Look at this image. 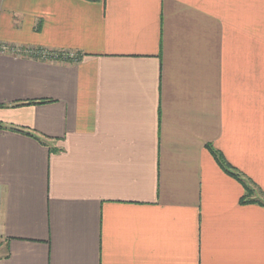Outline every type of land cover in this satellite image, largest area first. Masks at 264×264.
I'll use <instances>...</instances> for the list:
<instances>
[{
	"label": "crops",
	"instance_id": "obj_1",
	"mask_svg": "<svg viewBox=\"0 0 264 264\" xmlns=\"http://www.w3.org/2000/svg\"><path fill=\"white\" fill-rule=\"evenodd\" d=\"M0 41L53 54L0 55V264H264V0H0Z\"/></svg>",
	"mask_w": 264,
	"mask_h": 264
},
{
	"label": "built area",
	"instance_id": "obj_2",
	"mask_svg": "<svg viewBox=\"0 0 264 264\" xmlns=\"http://www.w3.org/2000/svg\"><path fill=\"white\" fill-rule=\"evenodd\" d=\"M0 55L11 56L13 58L27 57L30 59L45 61V60H50L53 54L48 52L47 50L29 49V48H22L19 46L6 45L0 41ZM64 55H63L64 59L74 57L72 54H68V55L64 54Z\"/></svg>",
	"mask_w": 264,
	"mask_h": 264
},
{
	"label": "rangeland",
	"instance_id": "obj_3",
	"mask_svg": "<svg viewBox=\"0 0 264 264\" xmlns=\"http://www.w3.org/2000/svg\"><path fill=\"white\" fill-rule=\"evenodd\" d=\"M4 44H5V43H4ZM6 45H8V44H6ZM73 58H74V57H73ZM73 58H72V59H73ZM68 59H70V58H68Z\"/></svg>",
	"mask_w": 264,
	"mask_h": 264
},
{
	"label": "trees",
	"instance_id": "obj_4",
	"mask_svg": "<svg viewBox=\"0 0 264 264\" xmlns=\"http://www.w3.org/2000/svg\"><path fill=\"white\" fill-rule=\"evenodd\" d=\"M1 128V127H0ZM249 191H247V193H248ZM248 196V195H247Z\"/></svg>",
	"mask_w": 264,
	"mask_h": 264
}]
</instances>
